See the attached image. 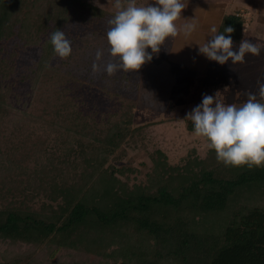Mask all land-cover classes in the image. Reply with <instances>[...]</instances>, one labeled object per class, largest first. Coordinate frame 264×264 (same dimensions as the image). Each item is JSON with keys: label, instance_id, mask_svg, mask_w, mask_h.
<instances>
[{"label": "trees", "instance_id": "16d2710c", "mask_svg": "<svg viewBox=\"0 0 264 264\" xmlns=\"http://www.w3.org/2000/svg\"><path fill=\"white\" fill-rule=\"evenodd\" d=\"M85 10L109 13L83 0H0V264H264V166H225L210 148L173 164L155 148L144 182L123 178L124 145L146 147L135 101L88 114L54 63L51 32ZM244 24L227 14L218 34L231 26L241 41ZM20 46L41 48L22 77L40 114L13 90Z\"/></svg>", "mask_w": 264, "mask_h": 264}, {"label": "rangeland", "instance_id": "374dc122", "mask_svg": "<svg viewBox=\"0 0 264 264\" xmlns=\"http://www.w3.org/2000/svg\"><path fill=\"white\" fill-rule=\"evenodd\" d=\"M83 1L109 13L103 18H93L85 10L82 17L69 23L64 32L71 41L72 53L64 59L57 56L54 63L71 75V93L88 114L101 117L109 111L119 110L125 99L135 101L133 127L144 129L146 147L141 141L135 146L127 143L124 145L125 157L116 162L118 166L132 169L126 170L123 175L131 186L144 182L151 166L149 153L155 148L164 150L173 164L181 163L189 155L206 156L208 142L195 136L194 131L187 128L188 120L185 119L187 113L201 104L205 94L217 95L216 100L225 105L240 106L246 102L248 93L258 94V81L264 83V0H184L187 7L175 22L181 29L180 34L168 38L160 51L152 54V60L138 71L120 70L112 76L104 71V66L109 62H118L109 55L106 38L108 21L117 11L115 0ZM122 3L127 1L122 0ZM150 3L154 0H137L138 6ZM231 13L244 17L242 40H250L262 50L259 56L246 54L243 64L233 65L229 60L220 65L200 54L199 46L214 35L211 32L213 27L218 34L223 17ZM192 22H195L196 30L186 37L183 25ZM240 42L233 40L234 51H238ZM97 50L104 53L100 61L96 60ZM147 51L151 53V49ZM18 53L16 70L11 79L13 90L31 112L40 114L44 104L31 94L29 82L22 77L39 59L41 48L20 46ZM93 63L100 64L99 73H93ZM17 106L22 107L20 101ZM36 135L43 139L48 137L43 128H39ZM113 160L111 158L109 162ZM44 199L40 196L36 205ZM6 248V244L0 243V252Z\"/></svg>", "mask_w": 264, "mask_h": 264}, {"label": "clouds", "instance_id": "9594fccd", "mask_svg": "<svg viewBox=\"0 0 264 264\" xmlns=\"http://www.w3.org/2000/svg\"><path fill=\"white\" fill-rule=\"evenodd\" d=\"M114 7L117 11L108 21L106 38L109 55L118 62H109L104 66L109 76L120 70L138 71L150 62L152 54L158 53L168 38L180 34L181 29L175 22L181 18L187 5L184 0H154L146 6H138L137 0H127L126 4L115 0ZM182 30L186 37L191 35L196 30L195 22L185 23ZM234 31L228 26L223 33L216 34L217 29L213 27L211 32L214 35L199 46V53L220 65L229 60L233 65L243 64L246 54H261V47L246 39L241 40L238 51H234L231 36ZM50 42L61 59L71 55V41L64 30L56 28L52 31ZM103 55L97 50L96 60L100 61ZM92 71L99 73L100 64L93 63ZM257 83L258 94L248 93L246 102L240 106L225 105L216 100L217 95L205 94L201 104L186 115L185 119L194 125L195 136L204 138L208 147L215 150L218 162H223L225 166H264V83Z\"/></svg>", "mask_w": 264, "mask_h": 264}]
</instances>
